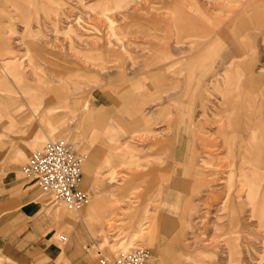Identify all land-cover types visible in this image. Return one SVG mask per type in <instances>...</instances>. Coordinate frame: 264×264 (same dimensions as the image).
<instances>
[{
	"label": "rangeland",
	"instance_id": "obj_1",
	"mask_svg": "<svg viewBox=\"0 0 264 264\" xmlns=\"http://www.w3.org/2000/svg\"><path fill=\"white\" fill-rule=\"evenodd\" d=\"M41 3L24 11L0 0V102L28 123L54 119L34 152L61 139L82 157V208L38 188L45 214L61 222L53 236L67 237L62 246L80 239L98 264L137 247L151 251V264H264V0H67L46 12ZM33 29L49 40L34 39L44 49L34 56L40 69L26 58ZM6 58L22 61L13 76L1 69ZM34 70L54 91L28 88L40 85ZM231 73L239 87L230 92L246 90L256 111L229 112ZM183 100L194 105L185 126L199 137L190 159ZM250 143L260 153H248ZM13 153L10 165L34 187L21 172L27 157ZM186 163L205 187L196 188L195 174L182 185ZM93 199L96 217L84 212Z\"/></svg>",
	"mask_w": 264,
	"mask_h": 264
},
{
	"label": "crops",
	"instance_id": "obj_2",
	"mask_svg": "<svg viewBox=\"0 0 264 264\" xmlns=\"http://www.w3.org/2000/svg\"><path fill=\"white\" fill-rule=\"evenodd\" d=\"M15 6L23 8L24 11L27 3H32V0H11ZM67 0H41V7L39 10H48V6L51 4L62 5ZM57 9V8H56ZM62 12L64 8H60ZM59 13V12H58ZM58 16V14H57ZM58 18V17H57ZM40 26V24H39ZM30 40L24 42L26 44V58L35 69H40V66L35 63L34 56L43 53L42 44L47 43L48 39H42L45 35L40 29L29 31ZM46 37V36H45ZM34 39H38L42 44L35 43ZM11 52V51H10ZM22 66V61H17L11 58L1 60V69L8 75L13 76L15 70ZM245 69L233 70L236 74L239 72L245 74ZM34 74L38 77L40 85H29L30 90H37L46 93L54 91L52 83L44 76L34 70ZM234 73H231L226 81V95H234V100L230 99L228 103L231 104L228 109L229 112L246 113L247 111H256L257 103H253L252 106L249 102V98L243 97L248 94L246 90L242 92H230V86L226 84L229 81L237 80L233 77ZM238 76V75H237ZM4 87L6 81L2 80ZM238 84H236V89ZM61 86V85H60ZM58 86L56 90H58ZM62 88V87H60ZM7 90V88H4ZM253 91V90H252ZM250 92V91H248ZM252 93L255 94V91ZM259 92H257L258 94ZM252 95V94H250ZM197 96V94H196ZM193 96L194 100L198 96ZM4 100V99H3ZM54 101V92L52 98L47 99V104ZM181 118L185 131L189 138L186 139V149L184 151L185 159H190L191 145L189 140L198 141V137H195L190 126H185L183 115H191L194 110V105L185 102L181 103ZM227 104V103H226ZM238 105V108L235 107ZM241 105V106H240ZM226 109V111L228 112ZM239 116V114H238ZM244 114V118H245ZM51 126L54 128V119H47L40 123L36 118L34 122H27L25 118H18L13 113V109L8 106L6 100L0 102V264H98L95 258L92 257L90 248L86 249L83 242L80 239L73 237L72 241L62 246L60 240L54 237L55 231L61 230V222L54 220V217L50 219L43 211L44 205L39 201V187L29 186L25 181L20 180L18 177V168L20 166H11L9 163L10 156L14 155V151H19L22 156H30L37 146L41 145L49 138ZM52 142V141H51ZM179 151V150H178ZM177 151V152H178ZM179 153V152H178ZM177 153V154H178ZM176 159H179L176 156ZM187 162V161H186ZM186 171L182 180V185L192 178V174L197 173L189 163L185 165ZM196 188L205 187L203 183V177L196 175ZM97 199H93L91 205L85 209V213L91 217L97 216V210L99 205ZM51 220V221H50ZM53 221V222H52ZM142 230L143 231V222ZM138 238V237H137ZM83 239V238H82ZM84 240V239H83ZM125 245V244H123ZM129 246V245H128ZM127 248L129 249L130 247Z\"/></svg>",
	"mask_w": 264,
	"mask_h": 264
},
{
	"label": "built area",
	"instance_id": "obj_3",
	"mask_svg": "<svg viewBox=\"0 0 264 264\" xmlns=\"http://www.w3.org/2000/svg\"><path fill=\"white\" fill-rule=\"evenodd\" d=\"M83 160L72 141L52 140L43 148L28 156L21 172L33 177L41 191L54 202L67 204L80 209L89 199V193L80 188L84 172ZM59 240L67 237L59 234ZM152 253L147 248L137 247L114 259L103 258L101 264H151Z\"/></svg>",
	"mask_w": 264,
	"mask_h": 264
},
{
	"label": "bare ground",
	"instance_id": "obj_4",
	"mask_svg": "<svg viewBox=\"0 0 264 264\" xmlns=\"http://www.w3.org/2000/svg\"><path fill=\"white\" fill-rule=\"evenodd\" d=\"M234 81L232 80V81H229V82H227L226 84H228L227 86H230L231 88H235L236 86L234 85V83H233ZM201 87V89L200 90H203L204 88L202 87V86H200ZM231 96V95H230ZM229 96H228V98H227V102L229 101ZM224 100V102H225V98L223 99ZM252 112V111H251ZM249 121H251V119H249L248 120V127L250 128V134H252V136H251V138H254V139H258V137H259V134H257V133H255V132H253L251 129H252V121L251 122H249ZM258 126H260V125H258ZM253 128H255V125H254V127ZM258 130L259 131H261V129L260 128H257L256 129V131L258 132ZM242 131V130H241ZM264 131L262 130V133H263ZM232 135H235V136H237V139L238 138H240L238 135H240L238 132H236V131H234V132H232ZM199 138V137H198ZM236 138V137H235ZM259 140V139H258ZM263 141V140H262ZM189 142H190V144L192 143V142H195V141H192V140H189ZM262 146H260L261 147V149H264V141H263V143L261 144ZM239 148L240 147H238V150H239ZM232 150H233V148H232ZM247 152L248 153H250V152H252V151H256V150H258V152L260 153V148H259V146L258 145H256V144H254V143H250L249 144V146H247ZM229 152H231V150H228ZM176 153H178V152H176ZM203 161V160H202ZM204 179V178H203ZM251 183V182H250ZM258 183V182H257ZM257 183H254V181H252V183H251V185H250V188H251V190H253L254 192H257V190H259L260 189V186L257 184ZM203 184H204V181H203ZM142 224L139 226L140 227V229H138V228H136V230L131 234L132 235V237H131V241H134V240H136V238L137 237H139L140 236V233H141V230H142ZM132 249H135V248H132ZM132 249H130V250H132ZM130 250H126L125 252H128V251H130ZM125 252H121V253H125ZM121 255V254H120Z\"/></svg>",
	"mask_w": 264,
	"mask_h": 264
}]
</instances>
